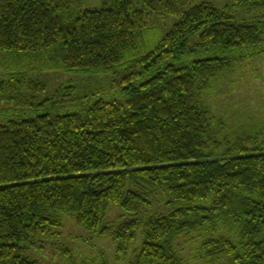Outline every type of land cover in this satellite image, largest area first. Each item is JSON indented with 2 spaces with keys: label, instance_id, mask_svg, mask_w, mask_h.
<instances>
[{
  "label": "trees",
  "instance_id": "trees-1",
  "mask_svg": "<svg viewBox=\"0 0 264 264\" xmlns=\"http://www.w3.org/2000/svg\"><path fill=\"white\" fill-rule=\"evenodd\" d=\"M87 1L0 0V101L23 104L13 92L29 84L45 90L31 80L41 65L110 74L135 58L112 86L122 100L84 108L88 95L65 86L29 105L73 112L19 122L0 112V120L11 118L0 124V264H44L39 256L49 249L68 264H108L61 244L67 216L110 236L116 259L128 264H264V135L220 140L204 100L219 73L264 54V0L224 8L100 0V8L84 9ZM240 10L248 17H237ZM148 17L179 21L137 57ZM111 207L122 214L108 225ZM139 234L142 246L129 259Z\"/></svg>",
  "mask_w": 264,
  "mask_h": 264
},
{
  "label": "rangeland",
  "instance_id": "rangeland-1",
  "mask_svg": "<svg viewBox=\"0 0 264 264\" xmlns=\"http://www.w3.org/2000/svg\"><path fill=\"white\" fill-rule=\"evenodd\" d=\"M213 3L218 8L234 2V0H196L195 4ZM100 0H88L84 9L100 8ZM237 17H248L242 10L236 11ZM179 21L178 17H167L165 19L148 17V30L145 33L143 43L137 52V57L144 56L152 52L159 41L165 37ZM197 37L193 39V42ZM209 55L203 53L200 58ZM197 57L196 54L188 56L181 65L189 64ZM135 58L129 56L125 65L110 74L74 73L64 70H43L42 65L39 70L31 75L34 83L42 82L46 84V89L36 91L32 85H27L23 89L13 92V95L24 98L23 104L17 106L16 103L0 101V112L13 114L12 120L22 121L24 118L33 117L36 114H64L73 112V107H62L60 105L47 106L45 109L37 107L33 109L29 102L35 97L36 103H43L45 100L54 98L53 96L65 86H73L79 96H86L81 102L84 108L90 106L98 99L122 100L121 90L113 89L114 83L119 82L123 68L131 63ZM177 65L179 63H176ZM6 72L0 61V77ZM8 95V93H7ZM205 106L212 117L211 124L220 140H227L235 143L244 137H258L262 139L264 135V54L253 59L245 58L239 62L232 71L219 73L212 81L211 87L204 96ZM77 105V104H76ZM81 105V104H79ZM26 115V116H24ZM14 116V117H13ZM9 117V116H8ZM8 119H1V125H7ZM122 214L118 207H111L107 212L106 224L113 225ZM65 232L61 244L67 246L81 260H92L102 258L108 264H128L125 261L116 259V244L110 236L97 237L91 232L80 228L70 217L65 218ZM143 236L138 235L135 242L129 247L127 258L132 259L135 250L142 246ZM189 247L184 252L185 257H189ZM55 254L51 249L48 255H40L39 259L44 264H49L48 260ZM50 264H68L62 261L57 254L53 256Z\"/></svg>",
  "mask_w": 264,
  "mask_h": 264
}]
</instances>
